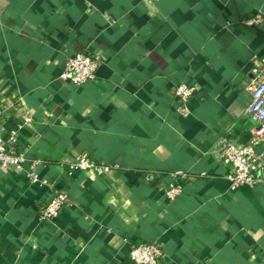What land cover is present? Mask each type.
<instances>
[{
	"label": "crops",
	"instance_id": "0c3cea01",
	"mask_svg": "<svg viewBox=\"0 0 264 264\" xmlns=\"http://www.w3.org/2000/svg\"><path fill=\"white\" fill-rule=\"evenodd\" d=\"M81 52L100 65L75 88L61 71ZM262 56L264 0H0V129L31 118L18 145L48 183L30 161L0 168V264H129L139 243L161 245L158 264H264V188L231 192L218 158L223 136L264 150L244 117ZM79 156L110 169L70 174ZM174 172L189 179L171 202ZM59 191V218L39 221Z\"/></svg>",
	"mask_w": 264,
	"mask_h": 264
},
{
	"label": "built area",
	"instance_id": "2783aa9c",
	"mask_svg": "<svg viewBox=\"0 0 264 264\" xmlns=\"http://www.w3.org/2000/svg\"><path fill=\"white\" fill-rule=\"evenodd\" d=\"M261 23V15L256 14L253 18L245 22V26L254 27ZM100 65V59L90 53L81 52L67 58L62 71L61 79L75 88H81L91 82ZM251 96V101L244 111V117L251 119L261 128H264V56L254 57L251 61L250 81L246 87ZM195 89L185 84H180L175 88L174 96L185 104L193 95ZM4 111L0 108V120ZM31 123L30 117H25L23 123L18 124L16 129L8 136H3L0 129V168L19 169L26 161H30L32 172L28 173V180L31 184L39 183L48 186L46 181L40 182L35 171L41 163L37 160H28L26 150L18 145L19 132ZM232 129L226 131L230 135ZM260 139L251 132L248 142L238 146L229 141L227 136H223L218 143V158L227 166L228 172L224 179L229 184V190L247 188H264V150L258 152ZM69 173L93 172L101 174L107 172L110 167L104 163H95L87 156H79L74 162L66 164ZM205 174H201L203 177ZM174 184L163 187L164 197L168 201H175L183 191V183L189 176L183 172L169 174ZM68 203V196L64 191L55 192L40 209L38 220L41 222L56 221L63 208ZM163 258L162 248L159 243H139L131 247L128 254L129 264H158Z\"/></svg>",
	"mask_w": 264,
	"mask_h": 264
}]
</instances>
